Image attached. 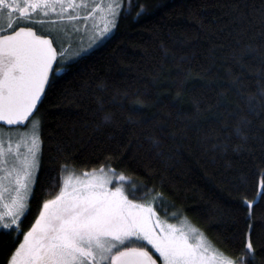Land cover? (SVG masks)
<instances>
[{"label":"trees","instance_id":"16d2710c","mask_svg":"<svg viewBox=\"0 0 264 264\" xmlns=\"http://www.w3.org/2000/svg\"><path fill=\"white\" fill-rule=\"evenodd\" d=\"M139 3L47 88L30 211L21 232L0 229V264L59 192L62 164L115 169L141 186L132 198L233 258L250 234L245 264H264V0Z\"/></svg>","mask_w":264,"mask_h":264},{"label":"snow or ice","instance_id":"6c2138e0","mask_svg":"<svg viewBox=\"0 0 264 264\" xmlns=\"http://www.w3.org/2000/svg\"><path fill=\"white\" fill-rule=\"evenodd\" d=\"M125 4L138 7L137 16L148 11L139 0L135 4L129 0L94 3L83 20L87 24L99 12L102 27H93L88 47L117 27ZM88 7V0H0V21L6 24L0 26V122L26 129L16 131L15 140L13 133H7L5 142L0 126V227L4 229L21 232L22 217L30 211L29 196L42 147L38 105L56 75L88 50L80 48L74 57L68 56L54 33L63 31L58 25H71L72 32H80L76 27L80 12ZM104 120L110 121V114ZM61 176L63 186L54 198L43 201L7 264H157L148 245L162 264H245L255 258L250 234L243 254L233 258L187 222L178 225L160 220L152 203L129 199L124 184L131 185L133 193L141 186L111 167L76 175L71 165L62 164ZM114 181L116 186L109 187ZM258 195L264 198V180ZM158 198L162 194L152 199ZM254 203L244 201L249 219Z\"/></svg>","mask_w":264,"mask_h":264},{"label":"rangeland","instance_id":"374dc122","mask_svg":"<svg viewBox=\"0 0 264 264\" xmlns=\"http://www.w3.org/2000/svg\"><path fill=\"white\" fill-rule=\"evenodd\" d=\"M96 2L106 3L107 0H88L89 7L87 9L81 10V12H80L81 20L76 25V27H78L80 29V32H78V33L72 32L71 31V28H72L71 25H58V27L63 29V31L56 32V33H54V35L57 36L59 42L63 43V46H64L63 50L66 52V54L68 56L74 57L75 54L80 50V48H87L88 49L87 52L90 51L91 49H93V48L97 47L98 45L104 43L109 38V36H111V34L113 33L115 28L109 34H107L106 36H104L102 38H99L97 40V42L95 44H93L91 47H88L89 43L91 42L90 41V37L92 35L93 27L96 26V25H99L100 27H102V22L100 21V13L99 12L94 13L93 17L88 19L87 24H85L84 20H83V17L87 14L88 11H91L92 6ZM122 8H123V6H122ZM122 8H121V10H122ZM81 36L83 37L82 40H81ZM57 49H58V51H61L60 47H58ZM36 118H38V117H36ZM0 126L3 127L4 132H5V135L3 137L5 142H7V140L9 139V135H7V133H9V132L13 133L11 138L13 140H15V139H17V137L14 135V133L16 131H25L26 130V129H23V128H19L18 129L17 127H5L3 125H0ZM37 172H38V169L36 170L35 177L37 175ZM74 172H75L76 175H79L81 173V172H77V171H74ZM65 175H67V173H65ZM117 175H120V173H117ZM62 186H63V184H62ZM115 186H116L115 181L113 182V184L109 185V187H115ZM124 187H125L126 194L128 195L129 199L134 200V201H136L138 203H145L142 200H136V199L132 198V195L130 193L131 185H129L128 183H125ZM29 198H30V196H29ZM153 208L155 210L156 215L162 221H165L167 223H172V224H178V225L182 222V221L175 222V221H172V220H169V219H165L155 209L154 205H153ZM185 222H187V221L185 220ZM187 223L190 224L189 222H187ZM190 225L193 226L192 224H190ZM1 228L2 227H0V229ZM145 244H146V242H145ZM147 247H148V249H150L154 254H156L159 257V254L155 252V249H153L150 245H148ZM159 259H160L161 264H162V259L161 258H159Z\"/></svg>","mask_w":264,"mask_h":264},{"label":"flooded vegetation","instance_id":"af4514ba","mask_svg":"<svg viewBox=\"0 0 264 264\" xmlns=\"http://www.w3.org/2000/svg\"><path fill=\"white\" fill-rule=\"evenodd\" d=\"M53 17H49V18H46V19H52ZM0 26H4V27H6V24L3 22V21H0ZM19 26H25V27H27V26H32V25H30V24H28V23H21ZM47 26V25H46ZM5 34H7V33H5ZM38 34H40V35H44L45 33L44 32H42V31H38Z\"/></svg>","mask_w":264,"mask_h":264},{"label":"water","instance_id":"95a60500","mask_svg":"<svg viewBox=\"0 0 264 264\" xmlns=\"http://www.w3.org/2000/svg\"><path fill=\"white\" fill-rule=\"evenodd\" d=\"M54 46H55V44H54ZM58 50V49H57ZM44 97H42V99H43ZM39 105H40V103H39ZM39 105H38V107H39ZM27 123V122H26ZM0 125H3L2 124V122H0ZM3 126H5V127H17V126H8V125H3ZM152 254H153V256L155 257V258H157V264H161V261H160V259H159V257L156 255V254H154L150 249H148Z\"/></svg>","mask_w":264,"mask_h":264}]
</instances>
